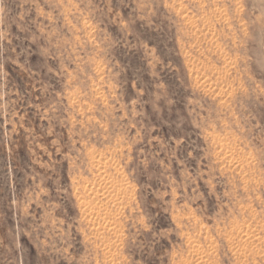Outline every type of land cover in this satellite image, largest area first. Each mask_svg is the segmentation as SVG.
Returning <instances> with one entry per match:
<instances>
[{"label":"rangeland","instance_id":"374dc122","mask_svg":"<svg viewBox=\"0 0 264 264\" xmlns=\"http://www.w3.org/2000/svg\"><path fill=\"white\" fill-rule=\"evenodd\" d=\"M0 264H264V0H0Z\"/></svg>","mask_w":264,"mask_h":264}]
</instances>
